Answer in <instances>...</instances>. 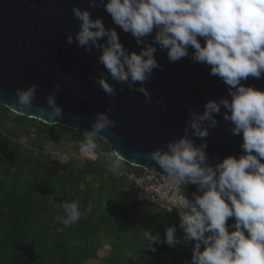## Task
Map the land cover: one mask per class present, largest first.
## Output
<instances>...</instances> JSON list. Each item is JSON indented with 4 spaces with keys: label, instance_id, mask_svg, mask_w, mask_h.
I'll list each match as a JSON object with an SVG mask.
<instances>
[{
    "label": "clouds",
    "instance_id": "obj_1",
    "mask_svg": "<svg viewBox=\"0 0 264 264\" xmlns=\"http://www.w3.org/2000/svg\"><path fill=\"white\" fill-rule=\"evenodd\" d=\"M28 6L37 9L34 2ZM88 6L103 8L114 27H106L103 18H93L89 10L73 6L79 30L66 32L67 43L75 42L86 53L98 56L97 63L107 74L102 71L92 79L113 100L120 84V92L126 85L130 92L141 93L145 104H152L145 85L154 70L165 67L156 59L158 48L170 63L190 57L208 66L209 74L227 86L228 96L207 101L203 112L188 110L181 137L150 153L167 173L168 184L182 186L184 194L172 196L169 209L178 210L182 239L176 226L167 227L164 240L147 231L149 248L157 243L175 247L194 242L191 264H264V90L246 84L249 78H264V0H89ZM117 28L135 39L138 53L121 43ZM62 87L54 86L47 108L35 106L41 118H63V108L56 103ZM37 88L35 83L18 88L16 108L33 110ZM156 103L167 111L163 100ZM111 112L109 106L97 113L91 130L84 131L79 145L84 158H97L96 138L116 125ZM221 113L231 124L232 135L242 138V153L222 161L216 157L212 163L207 138L210 129L219 126ZM197 139L202 142L197 144ZM104 155L111 170L120 169L117 152ZM189 185L197 188L192 199L185 194ZM57 207L63 210L66 227L80 219L79 201L60 202ZM230 218L234 223H228Z\"/></svg>",
    "mask_w": 264,
    "mask_h": 264
},
{
    "label": "trees",
    "instance_id": "obj_2",
    "mask_svg": "<svg viewBox=\"0 0 264 264\" xmlns=\"http://www.w3.org/2000/svg\"><path fill=\"white\" fill-rule=\"evenodd\" d=\"M83 139V131L47 125L0 103V264H86L100 259L106 245L103 264H191L194 242L149 248L147 231L161 240L167 227L176 226L180 239L183 232L175 213L156 206L142 215L144 202L127 174L143 169L121 160L111 170L104 154L114 149L100 137L97 160L86 159ZM57 142L74 143L68 162L53 156ZM196 191L185 189L191 199ZM64 201H79L81 214L67 227L57 207Z\"/></svg>",
    "mask_w": 264,
    "mask_h": 264
},
{
    "label": "water",
    "instance_id": "obj_3",
    "mask_svg": "<svg viewBox=\"0 0 264 264\" xmlns=\"http://www.w3.org/2000/svg\"><path fill=\"white\" fill-rule=\"evenodd\" d=\"M33 2L37 5L35 11L28 6ZM88 5L89 0H0V103L18 115L83 132L91 130L97 113L111 106L110 117L116 125L103 130L98 137L131 166L153 168L167 175L150 153L181 137L189 118L188 110L203 112L207 101L228 96L227 86L209 74L208 66L195 63L190 57L170 63L167 54L158 48L156 59L165 67L162 71L154 70L151 81L145 85L153 97L152 104H145L143 95L130 92L126 85L120 92V84H116L117 96L113 100L92 79L102 71L107 74L97 63L98 56L86 53L75 42L67 43L66 32L79 30L73 6L89 10L93 18L102 17L106 27H114L103 8L90 9ZM117 31L121 43L138 53L135 39L119 28ZM192 51L190 48L189 52ZM109 82L113 83L110 77ZM32 83L38 85L33 110L16 108V90L26 89ZM58 83L63 87L56 93V103L63 108V118H41L35 106L47 108V97ZM246 84L264 90V78H249ZM158 100L165 102L166 112L157 105ZM77 116L83 119L78 120ZM217 119L219 126L210 129L207 138L210 162L215 163L216 157L222 161L229 155L238 158L242 138L232 135L231 124L223 119L222 113ZM201 142L196 140L197 144Z\"/></svg>",
    "mask_w": 264,
    "mask_h": 264
},
{
    "label": "built area",
    "instance_id": "obj_4",
    "mask_svg": "<svg viewBox=\"0 0 264 264\" xmlns=\"http://www.w3.org/2000/svg\"><path fill=\"white\" fill-rule=\"evenodd\" d=\"M52 153L59 162H68L70 160V155L67 153ZM65 156H67V159L64 158ZM97 158L95 160H97ZM121 174H124V172H121ZM127 175L136 188L139 200L149 202L160 207L162 210L170 212L169 209L172 207L170 203L172 196L184 194L182 186H170L167 176L158 173L153 168L143 169V173L141 174L132 173ZM188 198L191 199L189 196ZM171 213L178 215V210L173 209Z\"/></svg>",
    "mask_w": 264,
    "mask_h": 264
},
{
    "label": "rangeland",
    "instance_id": "obj_5",
    "mask_svg": "<svg viewBox=\"0 0 264 264\" xmlns=\"http://www.w3.org/2000/svg\"><path fill=\"white\" fill-rule=\"evenodd\" d=\"M52 151L59 152V153H67L70 156H73L76 154L75 145L72 142H57L56 149H54L53 147ZM141 173H143V170H141ZM156 210L157 208L155 205L145 201L142 215L145 216V215L153 214L155 213ZM108 250H109V246L108 245L104 246L99 252L100 259L90 260L86 264H103L101 258L105 257L108 254ZM140 261L142 262L143 260H140Z\"/></svg>",
    "mask_w": 264,
    "mask_h": 264
}]
</instances>
